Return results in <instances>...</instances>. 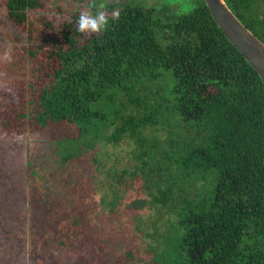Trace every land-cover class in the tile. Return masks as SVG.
Here are the masks:
<instances>
[{"label": "trees", "instance_id": "16d2710c", "mask_svg": "<svg viewBox=\"0 0 264 264\" xmlns=\"http://www.w3.org/2000/svg\"><path fill=\"white\" fill-rule=\"evenodd\" d=\"M225 1L264 42V0ZM89 5L103 30L79 4L4 3L24 39L0 35L1 257L264 264L257 71L204 0Z\"/></svg>", "mask_w": 264, "mask_h": 264}, {"label": "water", "instance_id": "95a60500", "mask_svg": "<svg viewBox=\"0 0 264 264\" xmlns=\"http://www.w3.org/2000/svg\"><path fill=\"white\" fill-rule=\"evenodd\" d=\"M227 39L257 71L264 84V42L231 10L225 0H204Z\"/></svg>", "mask_w": 264, "mask_h": 264}, {"label": "rangeland", "instance_id": "374dc122", "mask_svg": "<svg viewBox=\"0 0 264 264\" xmlns=\"http://www.w3.org/2000/svg\"><path fill=\"white\" fill-rule=\"evenodd\" d=\"M5 1L6 0H0V35H2V32H3L4 29H8L9 31H11L12 35H15L17 38H19L18 35H21L20 34L21 32L18 29L15 30V29L11 28L12 26H11L10 22L7 24V26L5 28L3 27L4 25H1L2 24V19H6V11H5V8H4ZM90 1L91 0H46V4L48 6L61 5L66 10L74 9L79 4L80 5L79 7H81V6L85 7V12L87 14L95 16L94 14L98 13L100 8H98V7L97 8H91V6L89 5ZM99 1L101 2L102 6H104L105 3L107 2V0H99ZM148 1L152 2V0H148ZM48 13H50L51 16L54 15L50 11H48ZM102 13H103V11H102ZM23 39H24L23 37L19 38V40H23ZM1 100L2 99H0V102L6 103V101H4V100L1 101ZM6 108L10 110L11 109V105L10 104L9 105L6 104ZM60 131L62 132V130H60ZM43 138H44V136H39V137H37V141L41 140ZM81 170H82V166L76 168L74 170L73 174L78 175V176L82 175L83 177H85V175L83 174V172H81ZM30 242L31 241H27L25 243V246H29L27 244H29ZM111 246H113V243L111 244ZM24 252H25V250H24ZM54 252H55V255L58 256V257L64 256V254L66 253V251L61 249V247H59L58 249L55 248ZM40 260H41L40 262L34 261L35 264H50V259H49L48 255L46 257H43V259H40ZM124 261L128 262V260H124ZM21 262H22L21 264H28V261H26V260H22ZM29 263H30V261H29ZM0 264H12V259L11 258H6V257L2 258L1 254H0Z\"/></svg>", "mask_w": 264, "mask_h": 264}, {"label": "clouds", "instance_id": "9594fccd", "mask_svg": "<svg viewBox=\"0 0 264 264\" xmlns=\"http://www.w3.org/2000/svg\"><path fill=\"white\" fill-rule=\"evenodd\" d=\"M190 4H182L178 9L179 12H186L190 9ZM107 24L106 17L101 13L96 16L87 13L82 14L78 20V27L80 31L97 32L104 29Z\"/></svg>", "mask_w": 264, "mask_h": 264}]
</instances>
